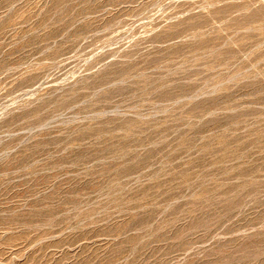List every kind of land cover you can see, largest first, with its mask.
<instances>
[{"label":"rangeland","instance_id":"1","mask_svg":"<svg viewBox=\"0 0 264 264\" xmlns=\"http://www.w3.org/2000/svg\"><path fill=\"white\" fill-rule=\"evenodd\" d=\"M0 264H264V0H0Z\"/></svg>","mask_w":264,"mask_h":264}]
</instances>
